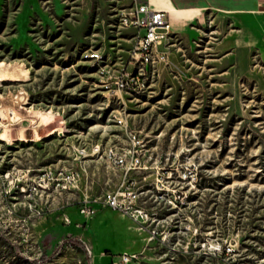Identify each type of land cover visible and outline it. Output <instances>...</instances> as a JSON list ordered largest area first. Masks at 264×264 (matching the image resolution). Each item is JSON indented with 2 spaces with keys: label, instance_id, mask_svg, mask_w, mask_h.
I'll return each instance as SVG.
<instances>
[{
  "label": "rangeland",
  "instance_id": "374dc122",
  "mask_svg": "<svg viewBox=\"0 0 264 264\" xmlns=\"http://www.w3.org/2000/svg\"><path fill=\"white\" fill-rule=\"evenodd\" d=\"M138 2L0 0V264H264V47L232 48V27L205 14L135 92H113L133 72L136 30L120 19ZM131 136L142 228L93 203L120 172L73 161ZM59 168L75 190L29 192Z\"/></svg>",
  "mask_w": 264,
  "mask_h": 264
},
{
  "label": "built area",
  "instance_id": "2783aa9c",
  "mask_svg": "<svg viewBox=\"0 0 264 264\" xmlns=\"http://www.w3.org/2000/svg\"><path fill=\"white\" fill-rule=\"evenodd\" d=\"M120 25L136 30L135 43L130 54L133 72L129 74L123 69L113 83V92H135L147 67L154 69L157 65L165 63L170 40L169 24L164 12L152 11L144 4H135L127 15L121 17ZM158 47L163 49L159 51ZM116 123L120 125L121 120H116ZM129 143L127 149L121 150L107 148L100 152L98 146H94L87 153L85 149H76L73 161L83 160L88 156L102 157L109 167L120 172L116 186L103 193L100 202L93 203L127 217L142 228L147 221H150V216L144 208L138 205L141 193L135 188L131 175L136 171H144L146 167L141 164L139 141L135 139V136H131ZM78 178V173L70 169L44 170L31 181L29 192L48 191L49 189L58 193L70 192L75 190ZM20 191L23 192V189L21 188ZM77 212L85 217L93 214V204L86 195L79 201ZM64 223H69L66 218H64ZM85 253L91 258L87 247ZM132 258L133 256L122 255L120 263H126Z\"/></svg>",
  "mask_w": 264,
  "mask_h": 264
},
{
  "label": "crops",
  "instance_id": "0c3cea01",
  "mask_svg": "<svg viewBox=\"0 0 264 264\" xmlns=\"http://www.w3.org/2000/svg\"><path fill=\"white\" fill-rule=\"evenodd\" d=\"M137 4H144L152 11L164 12L170 36L187 32L205 14H213L225 19L232 27V48L264 47V0H143Z\"/></svg>",
  "mask_w": 264,
  "mask_h": 264
}]
</instances>
